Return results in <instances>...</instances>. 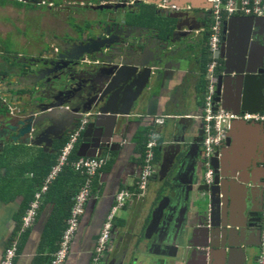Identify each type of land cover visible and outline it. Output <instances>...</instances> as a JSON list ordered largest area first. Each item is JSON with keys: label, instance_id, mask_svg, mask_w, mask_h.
I'll return each mask as SVG.
<instances>
[{"label": "water", "instance_id": "obj_1", "mask_svg": "<svg viewBox=\"0 0 264 264\" xmlns=\"http://www.w3.org/2000/svg\"><path fill=\"white\" fill-rule=\"evenodd\" d=\"M126 1L129 2L113 0L107 4L90 6L93 14L83 13L78 17L82 26L71 28V32L64 39L68 45L67 51L57 57L50 56L48 59L53 61H48L49 66L42 63L40 57H35L29 60L30 66L16 67L14 73L24 72L28 77H21L29 85L16 90L19 92L21 107L13 114V119L5 115L2 109L7 103L0 106L1 143L19 140L23 145L35 146L46 152V147L61 142L75 130L84 115L90 114L77 156L95 158L111 151L113 146H121V142L127 137L126 132L132 123L133 114L145 111L152 90L162 76V70L167 68L168 58L173 52L169 47L170 38L173 31H180L178 24L182 18L175 10L176 14L168 19L174 20L176 24L159 22L158 35L154 36L150 24L154 23V11L150 13L142 9L147 6L146 0ZM25 2L39 3L38 0ZM133 6L137 7V11L129 13ZM105 11L110 13H104ZM88 15L91 16L86 18ZM192 18L195 20L194 16ZM256 26L263 28L264 20L232 17L224 23V76L218 78L215 102L221 109L236 116L264 112V69L254 63L253 57V66L249 68V55L245 51V47L250 45L251 36H254L253 30ZM188 32L187 35L190 36L193 30ZM187 35L183 37L187 38ZM233 45L236 46L233 49L234 54L230 49ZM235 53L238 54L237 57L233 56ZM50 65L52 69L49 68ZM48 69H62L60 77H64L63 83L58 82V86H55L43 82L42 78L31 81L32 78L40 77L44 71L48 72ZM231 83L237 90L233 103L227 88ZM4 118L11 121V125L7 126L3 122ZM185 127L183 136L177 140L179 131ZM189 127L176 126V136L172 129L167 136L169 144L163 150L158 172L160 178L155 193L152 194L153 220L148 229L150 234L155 231L158 219L162 217L164 222H161L158 238L145 251L141 244H133L131 237H127V223L122 227L116 226L113 229L115 245L113 250L109 249L105 264H192V261L198 259L202 260L201 264H209L207 254L182 247L169 236L165 222L170 219L172 204L180 199L182 203L190 204L198 222L202 221L200 226L205 225L204 229L210 233L215 229L220 231L223 244L227 237L231 238L239 233L241 236L238 244L241 241L247 242L252 235H256L260 245L259 215L263 208L260 194L257 192L258 198L255 202L254 189L253 200L249 206L247 203L245 208H238L235 205L234 192H225V183L235 181L237 173L234 171L237 169H247L253 175V167L259 165L256 162L258 151L261 150L260 139L264 137V124L246 122L243 119L232 121L223 147L215 151L210 161L214 170L213 182L210 185L203 184L200 168L194 176L176 186L177 179L185 170L187 159L200 153L202 131L198 132L197 137H192L187 134ZM252 131L257 135H253ZM250 136H253L251 141ZM250 150L253 151V158H247L249 161L239 160V153L244 154ZM251 185L255 188L253 181ZM172 188L182 193L177 199L173 197L168 213L165 214L163 211ZM146 238L150 240L149 235ZM235 244L236 242H231L230 246L234 247ZM238 244L237 247L241 245ZM250 247L248 249H252ZM135 253H139V258H132ZM246 258L244 264H250L247 254ZM258 258L256 256L252 262L258 263ZM230 262L231 260H224L222 254L219 264H231Z\"/></svg>", "mask_w": 264, "mask_h": 264}, {"label": "crops", "instance_id": "obj_2", "mask_svg": "<svg viewBox=\"0 0 264 264\" xmlns=\"http://www.w3.org/2000/svg\"><path fill=\"white\" fill-rule=\"evenodd\" d=\"M147 1L157 3L158 6L160 4L168 5L172 10H176L177 12L189 11V13L198 15V23L203 22L204 16L210 12V0ZM36 12H28L25 15L33 18L36 14L39 15ZM55 12L59 13L58 11ZM56 13L55 15H57ZM82 13L93 14L90 11H82ZM47 16L53 19L52 14L48 13ZM34 25L31 31L34 32V28H36L37 32L32 33V39L26 38V36H22L21 38L22 45L25 47H27L25 44L29 45L30 41L31 46H33V43L35 45L36 42L41 45V50L35 51L31 56H50L48 51L56 49L54 47L59 46L58 42L62 43L69 32L67 31V26L62 29L50 23H45L44 26ZM204 26H199L193 30V37L189 43L181 42L180 44L176 42L172 46L173 52L168 58V67L162 70V82L149 97V105L147 104L144 112L140 111L133 114L129 131L126 132L127 137L121 142V146H113V149L105 154L109 156V161L94 179L92 197L87 204L85 214L81 218L79 229L74 237L71 251L65 264H90L97 239L114 205L116 195L123 189H128L132 192L136 191L140 168L144 160V145L146 141L144 134H150L151 129L157 131L159 145L157 150L158 164L163 157V150L169 144L167 140L169 132L173 129L174 135H177L175 131L176 126H190L187 134L192 137L198 136V132L201 130L200 114H202V98L208 80L207 70L212 62L207 45L208 29L204 30ZM88 29L89 26H87ZM0 52H2L0 54V63L5 66L3 69L0 68V89L6 97L9 96L10 111L14 118V115L21 107V99L18 98L19 92H16V90L26 84L28 86L27 81L21 77L22 74L14 73L16 67L19 66V63H16L15 59L16 56H22L27 53H13V51H9L4 45L0 46ZM5 54H8L10 60L14 59L12 61L14 64L1 60V56ZM220 68L222 69V66L216 70ZM62 77L58 79V82L63 83ZM227 88L230 100L233 103L237 90L232 83ZM155 118H164L165 124L152 127L153 119ZM185 129L186 127L179 131L180 133L178 132L177 140L180 139V136H183ZM252 134L257 135L254 131H252ZM67 137L62 140L61 144L66 141ZM252 138L253 136H250L249 140L251 141ZM80 145L81 143L79 142L76 156ZM242 146H244V143ZM59 148L60 146H56L55 143L51 147H46V152H44L41 148L23 145L19 143V140L0 143V158L4 156L6 160L10 161L9 165L0 164V177L7 178L4 180V183L0 184V262L3 259L9 242L16 235L22 217L30 202L34 199L37 187L41 185L37 183L40 177L33 171L31 163H34L33 160L36 159V156L41 151L42 153H50L49 157L53 156L55 158V154H57ZM24 149L29 150L31 155H25L23 153ZM251 157L253 158L252 150L244 154L239 153V160H246ZM187 160L188 162L184 166L185 170L177 179L176 186H180L188 177L194 176L195 172L200 170L201 151L198 156H191ZM246 161H249V159ZM3 169H6V171L3 172ZM234 172L237 173V177L234 179L235 181H227L225 183V192L227 194L234 192L235 205L238 208H245L247 203L249 206V203L252 202V194H254L253 190L255 188L251 185V178L247 169H237ZM47 174L41 178V183ZM158 182L159 179L156 175L150 180L146 190L140 191L136 197L130 199L126 207L119 212L114 220L115 227H122L127 223V237H131L133 244H141L145 251L152 241L158 238L161 222H164L163 218L159 217L156 232L148 233L154 211L152 194L154 195ZM83 183V176L72 169L62 171L58 175L42 198V207L35 224L18 238V249L14 264H50V260L58 247L62 233L66 227L73 199L79 193ZM175 189L178 188L175 187ZM181 193H178V190H176L175 194L170 192L168 202L163 211L165 214L168 213V207L172 199H174L173 197L175 196V199H177ZM255 197L254 201L256 202L258 194ZM29 198L30 200H28ZM259 208L260 205L257 206V209ZM197 223L198 218L190 204L182 203V199H180L174 201L172 204L170 219L165 222V227L171 239L189 250L199 252L209 245L211 249H207L208 252H205L209 258V264H219L222 254L224 260H231V264H244L247 260L246 254L248 262L254 264L252 262L253 259L259 256L260 245L259 238L256 235H252L253 237L251 236L247 242L241 241L239 243L241 245H239L237 241L241 235L237 233L231 238L227 237L223 244L224 239L219 230L215 229L210 233L203 227H197ZM146 235H149L150 240L146 238ZM231 242H236L234 247L230 246ZM237 244L239 247L236 246ZM114 245L112 237L110 251L113 250ZM250 246H252V249H248L251 248ZM108 253L109 251L103 264L108 259ZM132 258H139V253L133 254ZM201 263V259L192 261V264ZM187 264L189 263L187 262Z\"/></svg>", "mask_w": 264, "mask_h": 264}, {"label": "built area", "instance_id": "obj_3", "mask_svg": "<svg viewBox=\"0 0 264 264\" xmlns=\"http://www.w3.org/2000/svg\"><path fill=\"white\" fill-rule=\"evenodd\" d=\"M232 17H252L264 20V0H210V26L207 45L212 57V62L208 66V80L202 98L201 119L203 138L200 149L201 163L204 168L203 183L206 185L212 183L213 170L210 166L211 158L215 151L224 145L230 125L232 121L236 119V117L228 111L220 108L215 110L217 107L215 102L217 84L215 70L221 66L219 61L221 36L224 31V23ZM89 116L90 114L84 115L75 130L68 135L66 142L58 152L51 170L41 185L37 187L34 199L30 202L29 207L22 217L16 235L5 249L0 264H14L18 249L17 245L19 236L33 227L42 207L43 196L47 193L49 187L56 180L58 175H60L65 168H70L83 176L84 183L82 184L79 193L73 199L72 208L69 212L66 227L58 244V249L54 252L51 259V264L66 263L71 251L72 242L79 229L81 218L85 214L87 204L92 197L94 179L109 161V156L106 155H100L95 158L72 157L76 151V144L79 143L87 127ZM240 118L246 122L254 121L264 124V112L257 114L245 113L242 114ZM163 123L164 118H155L154 126H160ZM156 133L157 131L151 129V133L144 146V161L136 185V189L139 192L146 190L149 179L155 173V149L158 146V135ZM133 196H135V194L128 189H123L116 195L114 205L112 206L97 239L90 264L104 263L113 237V229L115 227L114 220L119 212L126 207L127 202L132 199ZM261 229V246L258 264H264V204Z\"/></svg>", "mask_w": 264, "mask_h": 264}, {"label": "flooded vegetation", "instance_id": "obj_4", "mask_svg": "<svg viewBox=\"0 0 264 264\" xmlns=\"http://www.w3.org/2000/svg\"><path fill=\"white\" fill-rule=\"evenodd\" d=\"M15 1H17V0H15ZM18 1H20V0H18ZM21 1H23V3H26L25 0H21ZM38 1H39V3H36L35 6H34L37 9H38V7L40 5H46L47 4L50 7L53 6V3H47L46 0H38ZM95 1H96V3L83 2L82 4H80V9L82 11H90V12H92V10H90V6L95 5V4H101V3L107 4L108 2H111L113 0H102V1H99V2H98V0H95ZM117 2L126 3V2H129V1L117 0ZM130 3L133 4L132 1H130ZM28 4H31V3L29 2ZM64 4H65V6H61L60 9H63L65 7H70V5L66 6V3H64ZM145 5H147V6L145 8H142L143 10H145L146 12L149 11L150 13L152 11H154L155 20H154V23H150L152 28H153V31H154V33H153L154 36L158 35V27H157V25H158L159 22L162 21V23L164 22L165 24H166V22H168V23L171 22L172 25H175L176 24L175 21L174 20H169L168 18L170 16H172V15H175L176 13H180L182 15V18L179 19V24H178V27L180 28V31L179 32H176V31L172 32V36L170 38V43H169V47H171V48H172L173 45H175L176 42L180 43V44H181V42H183V43H189L190 42L191 38L193 37V33H192V35H190V37H189V35H187V38L183 37L184 35L189 33L188 30H194L195 28H198L199 26H204V25H205L204 26V28H205L204 30H207L208 27L210 26V12L207 13L204 16L203 22H199L198 23L197 22L198 21V15L189 13V11H179V12L175 13L174 12L175 10H172L170 8V6H168V5L160 4V6H158L157 3L156 4L155 3H151V2H148L147 0L145 2ZM151 5L154 6V7H152ZM148 6H151V7L149 8ZM161 6H163V7H161ZM0 7L3 8V7H6V5H1ZM55 9H58V8L56 7ZM55 9H54V11H55ZM80 9H77V10H80ZM136 11H137V7L133 6L130 9L129 13L136 12ZM89 16H91V15H88L86 18H88ZM193 16L195 17V20H193V18H192ZM78 21H79V19H78ZM84 21H85V19L82 20V22H84ZM206 26H207V28H206ZM71 30L72 29L70 28L69 32H71ZM67 34H66V36H67ZM253 34H254V36H251L250 45L245 47V51L249 55V60H248L247 66L249 68L251 66H253V63L251 62V58L253 57L254 63L257 64L258 66H261L262 69H264V27L261 28L259 26H256L255 29L253 30ZM222 37H223V33H222L221 39H222ZM58 44H59V46H55L54 47V48H56V49H53L54 52H53V50L49 52L50 56L57 57L58 55H61L63 52L67 51L68 45H67L66 41H63L62 43L58 42ZM224 49H225L224 43L222 42L221 43L222 57H223V55H225V50ZM230 49L233 51V49H236V46L233 45V46L230 47ZM185 50H188V49H185ZM206 51H207V46H206ZM185 52H187V51H185ZM240 52H242L241 49H240ZM246 52H245V54H246ZM233 54H234V51H233ZM50 56L43 57V56L39 55L36 58L40 57L41 60H42V63H47L48 66H49L48 61H50V62L53 61L52 59H48ZM233 56L237 57L238 54L235 53V55H233ZM31 57L32 56L29 53H27V54L22 55V56H16L15 61H17L19 63V66L22 65L23 67H26V66H30L31 65V62L29 61V58H31ZM207 57H208V53H207ZM205 66H206V64H205ZM167 67H168V64H167ZM49 68L52 69L53 68L52 65H50ZM20 74H22V76H27L24 72H20ZM215 74H216L217 78H219L221 76H224V67L222 69L220 68V69L216 70ZM61 75H62V69H57V70H54V71H51V70L48 69V72L44 71L43 74L40 77L32 78L31 81H35L36 79L42 78L43 82H45L47 84H53L55 86H58V79H59V77ZM19 76H21V75H19ZM62 78L64 80V77H62ZM161 79H162V77H160L158 85L152 90L153 92L156 91L157 87H159V85L161 84V82H162ZM217 83H218V80H217ZM25 86H27V84L22 86V87H25ZM23 90H24V88H23ZM8 98H9V96L6 97L4 95V92L0 89V106L4 105L5 103H7V105H5L2 109H3L5 115H8L9 118L13 119L11 111H10V103H9ZM148 102H149V100H148ZM148 102H147V104H148ZM9 111H10V114H9ZM3 122L7 126L11 125V121L9 122L7 120V118H4ZM15 122H17V121H15ZM0 126H1V123H0ZM12 126H15V125L12 124ZM128 131H129V129H128ZM260 143H261V150L258 151L257 162H256V164L259 162V165H256L255 167H253V169H254L253 175H250V174L249 175H250L251 181H253L255 183L254 192L256 194H258V193L260 194V196H259V198L261 199L260 201H261V203L264 204V137H262V139H260ZM179 192L180 191H178V193ZM171 193H176V190H174L172 188V192ZM168 196H170V193L168 194ZM262 210H263V208H262ZM259 217L261 219L260 227H262V212L260 213ZM201 224H202V221L198 222L197 223V227H199ZM200 227L206 228L205 225L200 226ZM153 232L155 233L156 231H153ZM158 234H159V232H158ZM207 249L209 250V249H211V247H209V245H207V247L205 249H203L202 251H199V252L205 253V250H207ZM208 250L206 252H208Z\"/></svg>", "mask_w": 264, "mask_h": 264}, {"label": "rangeland", "instance_id": "obj_5", "mask_svg": "<svg viewBox=\"0 0 264 264\" xmlns=\"http://www.w3.org/2000/svg\"><path fill=\"white\" fill-rule=\"evenodd\" d=\"M66 3V6L70 7H65L63 9H60L61 6H65L64 2ZM102 1V0H98ZM47 3H53V6L50 7L49 5H40L37 8H35L36 3H23V1H15V0H0V6L1 5H6V7L1 8L0 7V46H5L8 48L9 51H13L17 53H29L34 54V52H38L41 50V45L36 42L32 44L31 46V41L28 44H25L27 47L23 46V42L21 40L22 36H26V38H31L33 37L32 33H36L37 29L34 28V32H32V28L35 26L34 24L37 25H42L44 26L45 23H50L53 26H58L62 29H64L66 26L68 27V30L70 28L82 24L78 22V17L80 18L83 13L82 10L80 9V4L83 2L89 3H96L95 0H46ZM34 4V5H33ZM72 5V6H71ZM58 9H55V8ZM53 8V9H52ZM58 11L59 13H56L55 11ZM80 9V10H77ZM32 11H37L36 13H39V15L33 16V18H30L29 16H26L25 14L28 12ZM24 13V14H23ZM44 13V14H42ZM50 13L53 15V19L49 18L47 14ZM55 13L57 15H55ZM102 13V12H100ZM104 13H110V12H104ZM55 15V16H54ZM45 18L43 21L42 19ZM45 22V23H44ZM35 36V35H34ZM39 45V46H38ZM2 52H0L1 54ZM3 61H6L9 64H14L12 62L14 59H9L8 54L2 55L1 56ZM37 56H32L29 58V60H32ZM18 63L17 61H15ZM24 68L22 65L20 66ZM0 68L3 69L5 68L4 64L0 63ZM160 94V93H158ZM23 153L31 155L29 150L24 149ZM3 160L1 164L9 165L10 161L6 160V158L3 156ZM5 168V167H3ZM7 179L5 177H0V184L4 183V180ZM8 190V189H6ZM256 264V263H255Z\"/></svg>", "mask_w": 264, "mask_h": 264}, {"label": "trees", "instance_id": "obj_6", "mask_svg": "<svg viewBox=\"0 0 264 264\" xmlns=\"http://www.w3.org/2000/svg\"><path fill=\"white\" fill-rule=\"evenodd\" d=\"M152 18L155 20V16H154V13H153V16H152ZM82 139V138H81ZM81 139H80V141L79 142H81ZM62 142V141H61ZM61 142H58V143H56V146H60V148L57 150L58 152H59V150L62 148V146H63V144L66 142H64L63 144H61ZM61 144V145H60ZM77 145L78 144H76V149H77ZM56 150V149H55ZM56 152V151H55ZM58 152H57V154H55L56 155V157H57V155H58ZM54 153V152H53ZM52 153V154H53ZM39 155V156H38ZM37 156H36V159L35 160H33L34 161V163H31V165L33 166V171H35V173L40 177V180L38 181V180H36V181H38L37 183L38 184H41V178H43L47 173H48V171L50 170V168H51V166L54 164V161H55V159H56V157L54 158L53 156L51 157H49V155H50V153H42V151L40 152V154H38ZM105 156V155H104ZM107 156V155H106ZM72 157L73 158H77V156H76V151L74 152V154L72 155ZM0 160H2V158H0ZM2 162H0V164H1ZM70 168H65V170L64 171H68ZM71 170V169H70ZM33 197V196H32ZM30 198H31V196H30ZM30 198L28 199V200H30ZM72 208V207H71ZM70 208V209H71ZM57 249H58V247H57ZM57 249H56V251H57ZM55 251V252H56ZM50 264H51V260H50Z\"/></svg>", "mask_w": 264, "mask_h": 264}, {"label": "clouds", "instance_id": "obj_7", "mask_svg": "<svg viewBox=\"0 0 264 264\" xmlns=\"http://www.w3.org/2000/svg\"><path fill=\"white\" fill-rule=\"evenodd\" d=\"M209 31V28H208V30H207V32ZM208 33H207V37H208ZM223 41H222V39H221V43H222ZM225 50V49H224ZM224 56L225 55H223V57H222V52H221V50H220V63H221V66H222V68L224 67V64L223 63H225V58H224ZM216 75V74H215ZM217 80H218V78H217ZM216 91H217V84H216ZM204 94V93H203ZM217 104V103H216ZM218 108H220L221 109V107H220V105L219 104H217V107L215 108V110H217ZM223 110V109H222ZM226 111V110H225ZM229 112V111H228ZM229 113H231V112H229ZM232 114V113H231ZM245 114V113H244ZM201 115L202 114H200V121H201V131H202V119H201ZM232 115H234V114H232ZM242 115V114H241ZM241 115H239V116H236V115H234L235 117H236V119H234V120H237V119H241L240 118V116ZM170 117V116H169ZM233 120V121H234ZM154 121H155V119H153V125H152V127L154 126ZM228 133V132H227ZM68 136V135H67ZM148 136H149V134L148 135H146V141H145V144H146V142H147V140H148ZM202 138H203V131H202ZM227 138V137H226ZM226 141V140H225ZM201 143H202V140H201V142H200V144H199V147H200V149H201ZM225 143V142H224ZM145 146V145H144ZM159 146V145H158ZM158 146L156 147V149H155V173H154V175L149 179V182H150V180L153 178V177H155L156 175H157V178L159 179L160 177H158V172H159V169H160V163H161V161H160V163L158 164V160H157V150H158ZM223 147V146H222ZM221 148V147H220ZM219 148V149H220ZM144 149H145V147H144ZM201 151V150H200ZM106 153H108V152H106ZM106 153H104V154H102V155H105ZM212 159V158H211ZM162 160V159H161ZM144 161V160H143ZM142 165H143V162H142ZM142 165H141V168H140V173H141V170H142ZM201 168H202V182H203V175H204V168H203V166H202V163H201ZM212 170H213V168H212ZM213 177H212V182H213V180H214V170H213ZM139 176H140V174H139ZM139 179V178H138ZM149 182H148V184H149ZM204 184V183H203ZM206 185V184H205ZM148 186V185H147ZM134 194H135V196H133L132 198H134V197H136L137 195L136 194H138L139 193V191L136 189V191L135 192H133ZM260 246H261V244H260ZM259 257V256H258ZM258 264V263H257Z\"/></svg>", "mask_w": 264, "mask_h": 264}, {"label": "bare ground", "instance_id": "obj_8", "mask_svg": "<svg viewBox=\"0 0 264 264\" xmlns=\"http://www.w3.org/2000/svg\"><path fill=\"white\" fill-rule=\"evenodd\" d=\"M199 12V11H198ZM187 35V34H186ZM190 37V36H189ZM165 124V123H164Z\"/></svg>", "mask_w": 264, "mask_h": 264}]
</instances>
